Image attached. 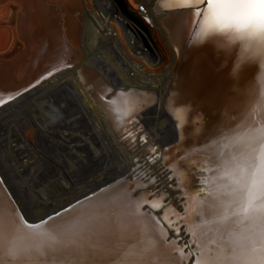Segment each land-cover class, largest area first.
<instances>
[{
	"label": "bare ground",
	"instance_id": "obj_1",
	"mask_svg": "<svg viewBox=\"0 0 264 264\" xmlns=\"http://www.w3.org/2000/svg\"><path fill=\"white\" fill-rule=\"evenodd\" d=\"M127 1L135 17L143 9L149 18L160 66L141 56L134 24L115 18L106 0H0V264H90L89 252L100 264H188L190 256L205 264L213 250L247 245L237 208L247 144L264 126V40L204 15L205 2L201 11L168 15L193 0ZM15 40L21 49L10 56ZM33 138L61 148L60 164L94 168L75 178L38 156ZM87 145L95 160L79 153ZM157 167L167 173L149 187L146 171ZM44 182L47 194L36 198ZM109 185L38 228L19 215L38 220L30 216L53 215ZM109 221L110 236L94 231L86 250L69 246L89 224ZM181 224L186 256L166 243ZM53 233L55 240L37 238Z\"/></svg>",
	"mask_w": 264,
	"mask_h": 264
},
{
	"label": "snow or ice",
	"instance_id": "obj_2",
	"mask_svg": "<svg viewBox=\"0 0 264 264\" xmlns=\"http://www.w3.org/2000/svg\"><path fill=\"white\" fill-rule=\"evenodd\" d=\"M202 2L207 4L204 15L211 16L217 21L233 22L238 28L243 26L247 35L264 40V0H193L194 5ZM247 150L249 153L247 172L240 184L242 196L237 208V214L247 222V245L240 250L231 245H225L222 255H217L213 250L209 252L205 264H264V126L261 127L259 134L251 136ZM21 211L23 212V209ZM56 214L59 215V211ZM51 218V214H46L38 220H26V222L34 227L37 223H44ZM196 227L199 228L200 225ZM94 231L110 236L113 230L110 221L103 228L99 224H89L69 243V246L83 247L86 250L85 239ZM37 238L47 242L57 239V236L53 233ZM24 250L31 249L25 245ZM88 255L90 264H100L92 258L90 252Z\"/></svg>",
	"mask_w": 264,
	"mask_h": 264
},
{
	"label": "rangeland",
	"instance_id": "obj_3",
	"mask_svg": "<svg viewBox=\"0 0 264 264\" xmlns=\"http://www.w3.org/2000/svg\"><path fill=\"white\" fill-rule=\"evenodd\" d=\"M106 2L107 3H109V5H110V7L112 6V8H114L115 9V11H117L116 12V14L115 15H113L115 18H120L121 16H119V15H122V18L124 17H126L125 19H130V20H132L131 22L134 24V27H132L131 29H134V31L133 32H131V36H132V39H134L135 41L133 42V45H134V47H139V48H141L142 49V52L140 51V53H142V55L141 56H146V57H149L150 59H152L151 61L152 62H154V64H158L159 66H160V62L159 61H157L158 59H159V55H161V50H160V48L158 47V44H157V41H156V39H155V37L152 35V24H150L149 25V34H144V31L142 30V28L139 26V25H136L134 22H133V20H134V18H137V17H135V14L134 13H132V12H134L133 11V9L130 7V5H129V3H128V1L127 0H122V2H124V5L126 6V8H128V10H129V12H126V13H123L119 8H117V6H116V4H115V2H114V0H106ZM131 11V12H130ZM132 14V15H131ZM125 15V16H124ZM130 15V16H129ZM102 17V19L104 20V19H107L106 21H108V18H106L104 15H101ZM117 16V17H116ZM134 17V18H133ZM121 18V19H122ZM120 19V20H121ZM102 20V21H103ZM127 21V20H126ZM105 24H107L106 22H104ZM128 24V27H130V24H129V22L127 23ZM13 25H14V21H12L11 23H10V27H12V28H14L13 27ZM135 26H136V28L139 30L140 29V31L143 33V35L142 34H139V32H138V30L135 28ZM14 46H12V48H11V52H12V54L10 55V56H12V55H14L19 49H21V44L17 41V40H15L14 41V44H13ZM14 48V49H13ZM19 48V49H18ZM9 56V57H10ZM145 60H148V59H145ZM162 70L164 71V68H162ZM20 95V94H19ZM16 96L15 98H12V100H15V99H17V98H19L20 96ZM7 102V101H6ZM63 104V103H62ZM61 104V105H62ZM58 106H60V103L59 104H57L56 105V108L58 107ZM67 119L69 120V117H66V118H63L62 120H61V123H63V122H65V121H67ZM75 130V131H74ZM72 133H76V134H80V130L78 129V128H74V129H72V131H71ZM34 142V143H33ZM46 140H44V141H42L41 139H39V138H36V139H32L31 140V143L33 144V147H34V149H35V151H36V153L38 154V156L41 154V155H43L44 156V158H46L47 160H50V161H52L53 162V164L56 166L55 168H57V169H60L61 171H63V170H65L66 169V171H67V174H69V175H71V176H75V178L76 177H79V178H81V177H83V176H81V175H86L88 172H90L91 170H92V168H94V163H92V164H86V165H83V167L81 166V167H79L78 169L77 168H73L72 166H74L75 164H74V162L71 160V159H66V161L67 162H73V164H67V162H64V164L62 163V164H60V163H58L56 160H57V157L60 155V152H61V148H59V147H57V146H55V145H53L51 142H47V144H46ZM38 143V144H37ZM50 144V145H49ZM37 146H40V147H37ZM54 146V147H53ZM32 147V148H33ZM90 147V148H89ZM38 150H37V149ZM55 148V149H54ZM41 149V150H40ZM10 149H8L7 151H6V155L8 156V159H11V160H13V159H15L14 157H15V153H14V150L12 151H10ZM38 151V152H37ZM40 151V152H39ZM7 152H8V154H7ZM54 153H55V155H54ZM79 153H82L84 156L87 154L88 155V157L90 156V157H94V149L92 148V146L90 145V146H86V152L84 151V152H82V151H80ZM10 154V155H9ZM30 154H32V155H30V157H33V151H31L30 152ZM12 155V156H11ZM56 157V158H55ZM94 160H95V158H93ZM136 160V159H135ZM134 160V161H135ZM156 161H160V158H158ZM63 162V161H62ZM158 162H156V163H158ZM142 164V163H141ZM67 165V166H66ZM93 165V166H92ZM143 165V164H142ZM65 166V167H64ZM75 166H77V165H75ZM156 165H154L153 167H155ZM51 167V166H50ZM150 167H152V166H150ZM152 167V168H153ZM64 168V169H63ZM159 168L160 167H157L156 169H154V171H152V170H150V169H148L146 172H148L150 175H152V176H154V177H151L150 178V183H148V184H150L149 185V187H151V185H157L156 184V180H158L159 178H157V177H161V178H163V176L167 173V172H164L163 173V171H164V169H161V170H159ZM90 169V170H89ZM69 170H70V172H69ZM49 171H51V168H49L48 170L46 169L45 170V172H49ZM77 171H79V172H77ZM160 171V172H159ZM75 172V173H74ZM146 172H143V173H141V174H139V176H140V178H142L143 180L144 179H146V178H148V176H147V173ZM155 172H157V173H159L160 175L158 176V174H155ZM75 174V175H74ZM81 174V175H80ZM46 175H48L47 173H46ZM45 175V176H46ZM155 175H157V176H155ZM44 176V177H45ZM57 177V176H56ZM166 178L164 177V179L163 180H165ZM63 180V179H62ZM154 181V182H153ZM166 182H168V181H166ZM58 183V182H57ZM117 183V182H116ZM158 183V182H157ZM172 183V182H171ZM112 184H114V183H112ZM112 184H110V185H112ZM109 185V186H110ZM44 186H46V183L44 182V183H41L38 187H36V188H34V192H35V195L37 196L36 198H39V199H43V196H44V193H43V191L45 192H47V189H45V187ZM65 186V183H64V181H59V184H57L55 187L59 190V189H62L63 187ZM108 186V187H109ZM105 188H107V187H105ZM54 189V188H53ZM51 190V188L49 189L48 188V192ZM158 190H159V188L157 189H154V190H152L151 191V193L152 194H150V195H154V194H156L157 192H158ZM45 192V193H46ZM47 194V193H46ZM173 199L175 200L176 199V195H174L173 196ZM178 204V203H177ZM176 204V205H177ZM175 205V206H176ZM24 215H26L25 213H24ZM39 216H42V213H40V212H36L35 214H33L32 216H30V218H32V219H34V218H39Z\"/></svg>",
	"mask_w": 264,
	"mask_h": 264
},
{
	"label": "water",
	"instance_id": "obj_4",
	"mask_svg": "<svg viewBox=\"0 0 264 264\" xmlns=\"http://www.w3.org/2000/svg\"><path fill=\"white\" fill-rule=\"evenodd\" d=\"M114 2H115V4H116L117 8H119L123 13L129 12L128 8H126V6L124 5V2H122V0H114ZM202 5H204V2L201 3L200 5H187V6H182L181 8H175V9L171 10V11H170L171 13H169L168 15L183 14V12H184V13H188V12H197V11H201V10L204 8V7H202ZM206 5H207V4H206V2H205V5H204V6H206ZM166 17H167V16H165L164 18H166ZM128 21H129V24H130V26H131V23H130V22H131L132 20L128 19ZM133 22H134L136 25H139V26L142 28V30L144 31V34H149V24H148L143 18H141V17L134 18ZM132 27H133V26H132ZM135 28H136V26H135ZM136 29H137V28H136ZM137 30H138V29H137ZM138 32H139V34H142V35H143V33L140 31V29L138 30ZM189 36H190V38H189ZM187 39H188L189 41H192V42L194 41V40L192 39V36H191L190 34H185V35L183 36V40H187ZM190 39H191V40H190ZM194 42H195V41H194ZM196 43H197V42H195V44H196ZM200 44H202V43L199 42L198 45H200ZM198 50H200L199 52L201 53V56H202V54L204 53V51L201 52L200 47L198 48ZM194 68H196V65L194 66V65L192 64V65H191V69H194ZM109 187H110V186H109ZM109 187L102 189L101 191L97 192L96 194H94V195H92V196H90V197L84 198V199H82V200H79V201H77V202H75V203H73V204L67 206L66 208H64V209H62V210L59 211V215H57V214L55 213V214L51 215V216H52L51 220H45L44 223H37L34 227H32L29 223L26 222L27 219H24L23 216L20 214V212H19V215L21 216V218H22V220H23V223H24V225H25L27 228H38V227H40V226H43V225L48 224L49 222L53 221L54 219H57L58 217H60L61 215L65 214L67 211H69V210L72 209L73 207L79 205L80 203L85 202V201H87V200H90L91 198H93V197H95V196L101 194L102 191H105V190L108 189ZM178 190H179V189H178ZM177 195H180V193H178ZM177 195H176V198H177ZM183 202H184V200H183V196H182V197H180V200L178 201V204H177L175 207H176V208H180V206L183 204ZM164 204H167V202L164 203ZM146 206L148 207V203H144V204L142 205V207H141V212H142V213L145 212V210H142V208H145ZM65 209H66V210H65ZM154 211H155V210H154ZM182 213H183V211L180 212V214H182ZM158 220H159V219H158ZM158 222L161 224L162 227H164V229H167L168 232L171 231V229L168 228V226H167V224H166L165 222H162L161 220H159ZM179 230H180L179 233H184V234L182 235V237H180V236H178V235L176 234V235H175V236H176L175 239H173V238H170V236L167 235L166 238H167L168 240L166 241V243H169L171 240H173V241L176 243V246H177V247H182L183 254L186 256L187 253L189 252V247H188V244H186L185 242H187L189 238H186V236H187L188 234L185 233V230H184V224H181ZM185 238H186V239H185ZM184 243H185V244H184ZM190 260H191V256H190V258H189V260H188V264H193L194 261H193L192 263H190V262H189Z\"/></svg>",
	"mask_w": 264,
	"mask_h": 264
},
{
	"label": "built area",
	"instance_id": "obj_5",
	"mask_svg": "<svg viewBox=\"0 0 264 264\" xmlns=\"http://www.w3.org/2000/svg\"><path fill=\"white\" fill-rule=\"evenodd\" d=\"M139 14H140V17L143 18L150 25L149 18L146 16V13L143 9L139 11Z\"/></svg>",
	"mask_w": 264,
	"mask_h": 264
}]
</instances>
